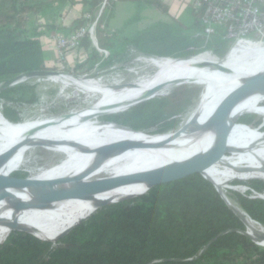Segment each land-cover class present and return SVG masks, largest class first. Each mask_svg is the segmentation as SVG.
I'll return each mask as SVG.
<instances>
[{
    "label": "trees",
    "instance_id": "1",
    "mask_svg": "<svg viewBox=\"0 0 264 264\" xmlns=\"http://www.w3.org/2000/svg\"><path fill=\"white\" fill-rule=\"evenodd\" d=\"M102 1L83 0L89 5L87 13L91 18H86L83 12L73 21L71 29L90 25ZM44 3L42 0H0V84L27 72L56 68L45 60L42 30L31 23ZM115 4L116 1L110 0L96 27L99 46L109 51L101 63L103 66L125 60L129 51L156 58L169 57L176 63L184 61L173 58L226 54L228 43L218 35L208 42L204 38L192 40V35L203 29L201 13L194 9L191 29L173 19L155 22L143 31L126 35L124 28H103ZM138 16L140 13L127 23L139 20ZM82 47L87 51V60L76 67L91 61L93 68L101 62L103 56L89 35L82 39ZM204 51L210 52L199 54ZM34 80L0 91V112L8 122L21 123L24 112L38 104L40 98ZM181 92L173 87L166 94H157L125 111L108 114L104 117L107 121L103 120L104 127L117 126L115 122L135 130L155 131L156 136L171 133L159 132L175 127L177 121L173 117L189 109L190 103L181 107L176 103ZM78 101L52 102L53 114L67 113ZM169 107L176 109L169 112ZM242 114L235 116L234 121L247 127L255 115L239 120ZM258 123L262 125L260 119ZM239 179L244 181L235 183L249 189L238 186L246 192L231 191L232 202L247 213L251 222L264 226V197L254 196L253 192L264 194V180ZM222 187L227 193V186ZM144 188L145 185L131 193ZM95 209H99L97 215L76 226L56 244L31 233L12 231L0 243V264H264V246L245 233L246 223L228 206L215 184L199 173L154 187L136 198L92 208L82 218ZM58 234L38 233L52 240Z\"/></svg>",
    "mask_w": 264,
    "mask_h": 264
},
{
    "label": "bare ground",
    "instance_id": "2",
    "mask_svg": "<svg viewBox=\"0 0 264 264\" xmlns=\"http://www.w3.org/2000/svg\"><path fill=\"white\" fill-rule=\"evenodd\" d=\"M233 49H236V47ZM262 60H264V54L257 56L247 55L238 64L227 61L223 63L226 69H213L207 73L198 72L204 70L205 67L196 62V64L186 66L187 68L183 72L178 71L176 75L156 78L146 84L120 92L110 100L85 108L79 112H74L68 118H57L58 120H53L55 122L51 125L39 129H37L38 127L32 130L21 129L17 125L0 118V139L3 141L0 155L11 147L21 144L19 149L0 167V172L1 169L3 170L6 165L10 164V160L18 152L33 148L35 145L32 144L35 142L48 146L53 150L66 151L71 158L77 157L74 159L73 164L69 161L62 168L57 169L50 179L62 176H81L85 163L94 161L92 159L96 156H100L97 163L112 160L107 159L111 155L114 158H120V171L111 178L146 173L165 163H168L169 168H176L194 162L201 157H208L213 154V151L208 152L206 147L214 148L216 139L214 129L210 126L212 111L234 87L252 76L264 74V71L252 72L249 70ZM192 72L198 73L194 74L188 81L204 86V93L198 107V119L202 124L194 131L188 130L182 133L172 143L165 146L161 145L165 138L171 136L173 132L156 136L155 134L132 130L115 123L113 124L117 126L104 127L105 123L95 126L90 125L87 128L84 127L85 131L82 135H71L76 126L92 120L93 115H99V113L107 112L141 99L157 87L180 81L184 79V76ZM125 100L126 102H124ZM263 101L264 93L255 92L240 101H231L226 105L225 123L229 132L227 146L229 150L240 153L241 161L229 165L225 172L215 173L211 170V167L204 171V175L211 179L225 196L228 195L222 187L224 181L258 177L264 179V177L260 176L242 177L244 174L237 170L236 167V164L246 162L264 166V161L258 158L260 153L264 155V132L261 129L250 131L246 129L247 127L244 128L245 126L238 125L234 121V117L242 114L241 112L248 113L260 109ZM89 113H93V115ZM86 135L88 137H85ZM116 144L127 148L129 146L132 147H129L124 152H120L115 148H109V150H116L114 153H110L108 150L100 152V148ZM254 173L259 172L255 171ZM142 186H144L143 183H134L98 193L86 189H78L75 196L70 199L56 201L52 203L51 207L16 210L15 205L31 203L36 198V193L33 192L36 189L35 185L21 183L15 187L8 188L0 199V236L7 234V232L10 233V227L6 223L16 220L27 227L37 228L38 233H61L68 226L81 219L87 211L104 205V201L123 197ZM228 200L241 215L246 217L250 233L252 235L259 233L261 226L251 222L238 205L233 203L230 198Z\"/></svg>",
    "mask_w": 264,
    "mask_h": 264
},
{
    "label": "rangeland",
    "instance_id": "3",
    "mask_svg": "<svg viewBox=\"0 0 264 264\" xmlns=\"http://www.w3.org/2000/svg\"><path fill=\"white\" fill-rule=\"evenodd\" d=\"M192 9H193V4L191 3L190 0H121L119 3L115 4L113 8H111V12L114 13L115 16L113 18V21H117V20L124 21V19L126 18L128 19L127 17L128 15H130L131 17L132 15L134 16L140 13V16H138L140 19V31L147 29L150 25H153V23H155L156 21H165L166 18H164V16L168 17L166 19L168 21L169 20L171 21L173 19H178L187 27L188 30L192 28L191 27L192 25L190 22H188V20H191V18L192 20L194 19V15L192 14ZM183 11H185V13L181 15ZM135 28L138 29V25H134L133 29ZM133 29L128 30L126 35L135 34L137 31L133 33L132 32ZM248 37L252 38L253 40L260 39V36H258L256 32L251 33L250 35H248ZM220 38L227 41L228 43L226 47L227 48L226 54L223 57H218L216 55L215 56L211 55L209 58L199 56L196 58L188 59L182 63H176L170 60L172 58L169 57L164 59H159L162 57L156 58L157 56H150L139 52L129 51V54L127 55L125 60L112 63L111 65L108 66L106 65L103 66L101 63L109 55L108 56L103 55V59L101 60V62L95 64L93 68H91L93 62L89 61L87 65L81 67V70L83 71L71 69V67L67 66L66 71L76 78L74 80L67 77H52V79L56 82H52V81L44 82L42 80H40V82H37V78H35L34 81L37 82V92L39 94L40 100L38 101V104L34 106L33 109L26 110L24 112L23 121L19 125H17V127L25 130H32L37 127H38L37 129H39L51 125L53 122L56 121L57 118L60 119L61 117L59 116L66 113L53 114L55 112H53V108L51 107V105L53 104L52 102L59 103L63 100L80 99L77 105L72 107L67 113L77 112L88 107L96 106L97 104L102 103L106 100H110L120 92H125L129 89L146 84L156 78H163L171 75H176L178 71L183 72L187 68L186 66L191 64H196V62L199 63L200 65L204 62L215 63V64L226 63L227 61H229V59L226 58L225 56H227L230 52L234 50H239L240 48L243 47L239 46L238 48L236 47V49L230 50L231 48L230 40L225 39L223 35H221ZM212 39H214V37ZM263 46H264V40L246 45L244 46L243 49L247 47L258 49L256 53L251 54V56H257L260 54H264ZM204 52H210V51H204ZM82 57L83 58H80V61L85 62L87 60V54L84 53ZM243 57H245V55L239 58L242 59ZM59 69L58 67H56L54 71H61ZM211 70H213V68L205 67L204 70L198 72L207 73L210 72ZM249 70L252 72L264 71V60H262L254 67L250 68ZM198 72H192L193 74L191 73L189 75H186L184 76V79L180 80L182 82L183 81H187V82L180 84H173L172 82L162 86L161 90L157 92V94H166L173 87L174 90H177L179 92L185 91V93L181 92L179 96L176 97L177 98L176 103L180 104L179 107H181V105L186 106L190 103L189 109L185 113H180L173 117L177 121L176 124L180 122L186 115L187 116L184 121V124L190 118L198 119L199 116L198 107L204 93V86L196 82L188 81L194 74ZM79 75L82 76L86 75L88 78L91 79V81L88 82L78 79ZM94 80L97 81L94 82ZM70 81H72L73 85L67 87L66 83H69ZM125 84H131V85L125 86ZM124 102H126V100ZM168 109L169 112H172L176 109V107H169ZM263 110H264V101L261 103L260 109L258 110L251 111L248 113L241 112L244 115L242 114L239 120L243 118H250L252 115H255V117L250 120V123H248L247 128L246 127L244 128L250 131H255L264 128V113H262L264 112ZM89 114L93 115V113H89ZM93 116L94 117L92 120L76 126L73 130V133H71V135H75V136L82 135V133H84L85 131L84 127L87 128L90 125L95 126L100 123H104L103 120H105L104 117L106 115L99 117H97L98 115H93ZM0 118L4 119L2 112H0ZM259 119L261 120L262 125L258 123ZM171 129L173 128H170L169 130ZM149 133L154 134L155 131ZM85 137H88V135H86ZM2 147H3V141L2 139H0V151L2 150ZM206 148L208 152L214 150L213 147H206ZM26 150H22L18 152V154L14 156L12 160H10L9 162L10 166L6 165V168H3V170L1 169L0 173L6 175H11L15 172L26 173V174L31 173L33 178L50 179L53 177L54 175L53 173L57 169L62 168L69 161L71 162V164H73L74 159L77 158V157L71 158L70 156H68L69 154L66 151L53 150L45 145H36L33 148H29ZM99 157L100 156H96L95 158L92 159L94 161L87 162L83 166L81 171L82 172L81 176L84 178V180H94V179L107 178V177L111 178L120 171V167H119L120 158H114V156L111 155V157L109 156V158L107 159H112V160L105 162L102 161L101 163H97ZM240 157H241L240 153L229 150V152L226 154V156L223 159H221L218 163H215L213 166H211V170L215 173L225 172L229 165H233L235 163L240 162L241 161ZM258 158L259 160L262 159L264 161V155L262 153H260ZM94 165L96 166L98 165V167L92 169ZM236 167L237 170H239L242 174H244L242 177H246V176L264 177V171H263L264 166L262 165L256 163L251 164L250 162H246V163L236 164ZM255 171H258L259 173H254ZM238 180L241 179H231L229 181L227 180L222 183V186H227L226 194L230 199L232 198L230 196L231 191H238L240 193L246 192V191L242 192L243 190L239 189L238 186H243L244 188L247 186L242 184H236L235 182ZM51 206L52 204L49 207ZM8 233L9 232H7V234L0 236V242H2L8 236ZM56 243L57 242H55V244Z\"/></svg>",
    "mask_w": 264,
    "mask_h": 264
},
{
    "label": "water",
    "instance_id": "4",
    "mask_svg": "<svg viewBox=\"0 0 264 264\" xmlns=\"http://www.w3.org/2000/svg\"><path fill=\"white\" fill-rule=\"evenodd\" d=\"M229 52V51H228ZM205 53V52H204ZM202 54V53H201ZM228 54V53H227ZM226 57V56H225ZM224 57V58H225ZM164 58V57H162ZM167 58V57H165ZM192 57H180V58H173L176 61H185ZM202 67H210L213 69H220L224 70L226 69V66L223 64H215V63H207L204 62L201 64ZM57 71L54 70H41V71H31L27 72L25 74H21L19 76H16L15 78H12L10 80H7L3 84H0V91L8 86H14L17 84H21L26 82L29 79L37 78V77H46V76H53L57 75ZM187 81H175L173 84H180ZM131 84H125V86H129ZM122 87V86H121ZM124 87V85H123ZM162 87H157L156 89L152 90L151 92L147 93L145 96H143L141 99H138L134 102L129 103L124 108L110 111V112H102L99 113V116L108 115L111 113L121 112L129 109L132 106H135L143 101H146L148 99H151L156 96L157 92L161 90ZM255 92H263L264 93V74L252 76L248 79H246L243 83L237 85L234 87L226 96L217 104L215 109L212 111V116L210 119V126L214 129V132L216 134V139L214 143V150L213 154L210 156L201 157L198 160L194 162H190L188 164L181 165L176 168H169L168 163L156 166L153 170L138 174V175H130V176H124V177H115V178H100V179H94V180H84L82 176H62L54 179H38L33 178L32 174H26V173H13L11 175L1 174L0 173V199L3 197V195L6 193V190L10 187H15L21 183H28L31 185H35V190H33L34 193H36V198L31 203H21L15 205L16 210H22L25 208H40L44 209L49 207L52 203L56 201H62L65 199H70L73 196H75V193L78 189H86L91 192H102V191H110L112 189L130 185L134 183H143L145 185V188L137 193H131L123 197H119L117 199L113 200H106L104 201V206L108 205H114L119 202L136 198L142 195L147 194L151 189L154 187L164 185L166 183L176 181L179 179H183L185 177H188L190 175L199 173L204 175V171L208 169L209 167L213 166L215 163L223 159L226 154L229 152V148L227 146V140H228V129L226 128L225 123V117H226V105L231 101H240L247 97L248 95L255 93ZM81 111V110H80ZM79 112V111H77ZM72 113L69 112L66 114H63L59 117L61 118H68L72 116ZM187 116V115H186ZM186 116L178 122L173 129L166 131V132H159V133H168L173 132L171 136H167L165 140L161 143L162 146H165L169 143H172L175 141L182 133L189 131H194L197 128L200 127L202 123H200V120L197 118H190L187 120L184 124V121L186 119ZM7 119V118H6ZM8 120V119H7ZM9 121V120H8ZM107 121V120H105ZM111 122V121H109ZM12 124H19L13 123ZM115 123V122H113ZM117 125H121L118 123H115ZM127 128H131L125 125H121ZM132 130H135L131 128ZM136 131H142V132H154L150 130H136ZM21 144H17L13 147H11L9 150L4 152L0 155V167L19 149ZM32 145H41V143H33ZM123 147V148H120ZM132 147V146H129ZM129 147L121 146V145H109L104 146L100 148V152H104L106 150L110 151V153H114L116 150L120 152L127 151ZM109 148H115L116 150H109ZM120 148V149H119ZM98 165H94L92 169L97 168ZM206 177V176H205ZM207 178V177H206ZM209 179V178H207ZM262 179V178H261ZM211 180V179H209ZM264 180V179H263ZM212 181V180H211ZM244 181V180H241ZM213 182V181H212ZM214 183V182H213ZM215 184V183H214ZM216 186V185H215ZM217 190L221 194V196L224 198L228 206L246 223L247 228L248 227V221L245 216L241 215L230 203L227 198L228 196H225L221 190L216 186ZM99 212V209H95L92 211L89 215L79 219L76 223L68 226L65 230H63L60 234H58L54 240L42 238L38 235V229L33 227H27L21 223H19L17 220L14 222L6 223L10 227V233L12 231H23L27 233H31L35 235L36 237H39L43 240L51 241L53 243L58 242L61 240L64 236H66L68 233H70L76 226L80 225L81 223L87 221L88 219L92 218L93 216L97 215ZM245 215H247L246 212H244ZM245 233L251 237L257 244H264V226H261V231L257 233L256 235H252L247 229ZM4 241V240H3ZM1 243V242H0Z\"/></svg>",
    "mask_w": 264,
    "mask_h": 264
},
{
    "label": "built area",
    "instance_id": "5",
    "mask_svg": "<svg viewBox=\"0 0 264 264\" xmlns=\"http://www.w3.org/2000/svg\"><path fill=\"white\" fill-rule=\"evenodd\" d=\"M119 1V0H114ZM195 12L201 13V23L203 29L192 35V40L204 38L210 40L213 36L223 35L225 39L230 40L232 50L235 47H244L251 43L264 40V0H190ZM110 0H103L100 8L95 13V20L85 27L71 30L67 33H57L54 35V42L58 49V69L57 75L37 77V82H56L52 77H67L72 80L76 79L66 71L67 53L70 50L82 48V39L89 35L98 52L103 56H108L109 51L101 48L96 36V27L101 19L104 9L108 6ZM86 18H91L86 13ZM256 32L260 36L259 40H253L248 37L251 33ZM229 50V51H230ZM65 69V71H64ZM29 79L30 80H34ZM78 79L91 81L86 75H79ZM97 80H94V82ZM67 87L73 85L72 81L66 83ZM249 189V187H247ZM254 196L264 197V194L255 192ZM248 217V215H247ZM250 218V217H249ZM251 219V218H250ZM253 220V219H251ZM254 221V220H253ZM256 222V221H255ZM259 226L262 224L256 222ZM264 246V244H259Z\"/></svg>",
    "mask_w": 264,
    "mask_h": 264
},
{
    "label": "crops",
    "instance_id": "6",
    "mask_svg": "<svg viewBox=\"0 0 264 264\" xmlns=\"http://www.w3.org/2000/svg\"><path fill=\"white\" fill-rule=\"evenodd\" d=\"M45 1L42 10L39 14L34 15L32 17L31 23L34 27L39 28L42 30L41 41L43 43L44 55L45 60L49 65L58 67V49L54 42V35L57 33H67L71 31V27L73 21L76 18L82 16V13H87L89 5L85 4L83 0H42ZM121 0L116 1V4L119 3ZM185 11L181 13L183 15ZM127 16V15H126ZM135 16V15H134ZM114 13L109 10L108 16L106 18V25H103V28H110V29H121L124 28V34L128 32V30L133 29L134 25H138V29L135 28L132 32L140 31V19L136 20L132 23H127L133 15L130 17L128 15V19H124V21H113ZM164 18H168L165 17ZM111 19V20H110ZM163 22H171L170 20H166ZM158 22V21H156ZM188 22L193 25L194 19L188 20ZM154 24V23H153ZM121 26V27H120ZM151 26V25H150ZM213 37L210 38V40ZM202 39V38H201ZM204 42H207L206 39H203ZM209 41V40H208ZM264 47V46H263ZM244 48V47H243ZM240 48L239 50H234L230 52L226 58L229 59L230 62L239 63L241 60L239 57L243 55H251L256 53L258 49H253L251 47H247L245 49ZM87 51L84 47L78 50H70L67 53L66 64L67 66L71 67V69L81 70V67H76L80 61V58H83V54Z\"/></svg>",
    "mask_w": 264,
    "mask_h": 264
}]
</instances>
